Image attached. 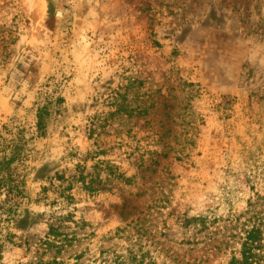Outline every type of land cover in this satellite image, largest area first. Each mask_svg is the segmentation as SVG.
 Returning a JSON list of instances; mask_svg holds the SVG:
<instances>
[{
  "label": "rangeland",
  "instance_id": "374dc122",
  "mask_svg": "<svg viewBox=\"0 0 264 264\" xmlns=\"http://www.w3.org/2000/svg\"><path fill=\"white\" fill-rule=\"evenodd\" d=\"M17 132L0 264L50 226L44 259L226 264L264 226V0H0V136Z\"/></svg>",
  "mask_w": 264,
  "mask_h": 264
},
{
  "label": "trees",
  "instance_id": "16d2710c",
  "mask_svg": "<svg viewBox=\"0 0 264 264\" xmlns=\"http://www.w3.org/2000/svg\"><path fill=\"white\" fill-rule=\"evenodd\" d=\"M50 105L45 103L37 108L36 114V134L41 136L45 132L46 118L50 112ZM26 139L20 135L19 132L14 133L10 137L0 136V192H4V199L0 200L2 203L1 212L7 219L10 218L13 212V206L16 203L15 197L20 193L19 186L21 181L15 177V173L12 170V165L22 159V149ZM48 234L53 238L45 239L38 247L42 249L39 255H34L33 258L23 264H90L86 262L83 254H77L72 258V261H64L58 259L56 256L50 257V259H44L43 251L50 246H54L57 233L53 231V227H49ZM239 249L237 255L234 253L226 261V264H264V226L261 224H252L246 229H243L240 241L238 242ZM46 245V246H43ZM110 259L103 260V264H123L122 261H118L116 257L112 263L108 262ZM127 260V259H126ZM128 264H153L151 261L145 262L142 258L136 261L135 256L131 257L127 261Z\"/></svg>",
  "mask_w": 264,
  "mask_h": 264
}]
</instances>
